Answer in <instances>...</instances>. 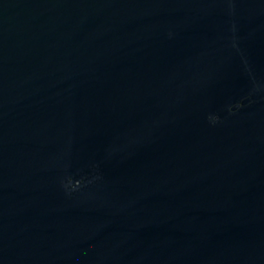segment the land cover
Segmentation results:
<instances>
[{
    "label": "water",
    "instance_id": "95a60500",
    "mask_svg": "<svg viewBox=\"0 0 264 264\" xmlns=\"http://www.w3.org/2000/svg\"><path fill=\"white\" fill-rule=\"evenodd\" d=\"M0 264H264V0H0Z\"/></svg>",
    "mask_w": 264,
    "mask_h": 264
}]
</instances>
